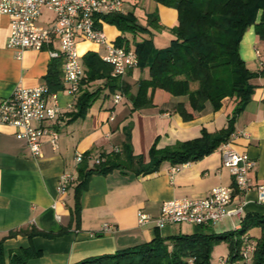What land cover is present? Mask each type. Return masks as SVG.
<instances>
[{"label": "crops", "instance_id": "0c3cea01", "mask_svg": "<svg viewBox=\"0 0 264 264\" xmlns=\"http://www.w3.org/2000/svg\"><path fill=\"white\" fill-rule=\"evenodd\" d=\"M139 3L143 15H156L166 27L176 23V9L154 0H124L123 11L136 12ZM105 25L107 38L114 41L119 30L112 24ZM8 33L9 17L0 13V98L9 95L17 85L46 84L45 75L52 60L48 49L58 48V42L54 41L40 50L24 49L17 57L15 51L6 45ZM77 49L82 59L87 51L100 56L104 46L78 38ZM239 53L246 66L258 73L250 80L254 85L250 100L235 115L233 132L236 136L230 138L235 150L247 153L254 161L249 172L251 189L241 193L234 191L228 205L232 208L242 202L239 215L227 216L208 227L187 222L158 227L153 222L140 225L136 220V212L140 209L151 215L158 214L163 200L202 197L216 185L232 186V175L222 164L217 147L196 160L177 164L163 161L157 170L149 173L138 172L136 165L128 164L106 174H93L80 193L78 216L75 217L72 210L76 179L63 194L58 192L57 182L65 171L73 172L77 178L76 152H108L115 146L121 150L126 139L124 129L131 124L132 154H141L142 161L147 162L148 150L157 136V147L161 148L177 140L197 137L202 128L214 132L226 127L234 100L224 97L216 110L206 102L198 116L183 120L173 108L185 99L184 96H170L166 101L156 99L154 106L131 111L130 101L124 94L118 103H113L112 94L106 95L104 89L83 116L68 120L65 114L74 110L79 92L72 95L62 84L61 88L54 90L64 112L54 123L59 134L56 148H52L44 136L41 155L33 157L24 140L15 136L14 128L0 122V246L3 264H12V255L16 253L25 256L24 264H72L86 257L110 254L149 241L155 236L223 234L238 229L247 215L264 216V203L257 200L256 191V186L264 184V74L259 73L264 68V39L257 36L253 25L243 33ZM141 76H147V69L134 67L120 79L130 85V93H133L136 80ZM93 83L87 85L88 89ZM172 165L179 168L170 176ZM103 223H109L112 228L102 231ZM19 228L36 229L48 235L17 233L7 236L9 231ZM245 235L256 240L260 228L251 227ZM224 257L227 255L219 257L220 264Z\"/></svg>", "mask_w": 264, "mask_h": 264}, {"label": "trees", "instance_id": "16d2710c", "mask_svg": "<svg viewBox=\"0 0 264 264\" xmlns=\"http://www.w3.org/2000/svg\"><path fill=\"white\" fill-rule=\"evenodd\" d=\"M177 11V21L170 27L161 24L154 14H148L146 24L138 22L132 10L102 14L106 23L114 25L120 32L114 44L131 48L137 56L140 70L147 69L146 77L136 80V89L130 93V85L122 83L119 76H111V64L93 51L82 55L84 76L76 96L74 110L66 112L68 120L83 116L91 102L100 93L106 95L119 91L130 101L131 111L151 107L156 99L166 101L170 96H184L174 105L183 120L195 118L210 102L216 110L222 99L234 100L231 116L226 127L214 132L202 128L200 135L187 140H177L170 145L157 147L155 137L149 150V160L133 155L128 148L129 133L126 134L121 150L100 151L102 158L89 163L87 154L77 166V178L73 184L74 216H78L79 196L93 174H106L119 168L136 165L137 171L149 173L159 168L163 161L171 164L196 160L214 151L230 138L234 131L235 115L250 100L254 85L250 82L257 72L251 71L241 58L239 43L246 29L253 25L255 33L264 39V0H154ZM167 29L171 35L169 44L157 47L153 41V30ZM62 59L52 58L45 75L50 91L62 87ZM128 69V72H130ZM264 74V68L259 71ZM102 81L94 89L87 85ZM91 85V84H90ZM129 164V165H128ZM260 228L255 240L250 264H264V216H245L240 227L223 234H179L153 239L110 254L86 257L72 264H210L212 247L225 240L228 245V264H244L240 250L243 234L251 227ZM24 233L48 235L36 229L19 228L7 236ZM25 256L13 254L12 264H24ZM18 259V260H17ZM17 260V261H16ZM0 264L2 249L0 246ZM11 264V263H10Z\"/></svg>", "mask_w": 264, "mask_h": 264}, {"label": "built area", "instance_id": "2783aa9c", "mask_svg": "<svg viewBox=\"0 0 264 264\" xmlns=\"http://www.w3.org/2000/svg\"><path fill=\"white\" fill-rule=\"evenodd\" d=\"M44 7L51 10L53 15L46 24H41L39 18ZM123 10L124 0H0V13L9 17L7 47L13 49L19 57L24 49L40 50L46 44L57 41L58 48H49L48 53L51 58L61 57L63 88L72 95L79 92L84 76V66L77 49L78 38L103 44L104 51L100 57L111 64V76L121 77L129 68L136 67L137 56L134 50L115 45L113 40L107 38L103 28L105 20L102 14ZM255 51L259 53L257 49ZM121 99V92L112 93L113 103ZM63 115L57 102V91H50L45 83L35 86L17 85L9 95L0 98V122L14 128L15 136L24 140L33 157L41 155L44 136L52 148L57 147L59 134L54 123ZM235 136L233 132L230 138ZM230 138L219 145V150L222 164L232 175V186L216 185L209 194L202 197L182 196L163 200L156 215L137 210V223L153 222L161 227L168 223L187 222L208 227L227 216L239 215L242 202L232 208H228V205L234 191L241 193L251 189L249 172L254 161L247 153L235 150ZM112 149L120 150L118 146ZM83 157V152H76L74 160L79 163ZM101 159L96 152L87 154L90 163H97ZM178 168V165H172L170 176ZM75 179L73 172H63L57 182L58 192L65 193ZM256 191L257 200L264 203V184L256 186ZM111 228L109 223H103L101 229L106 231ZM255 245L254 239L243 236L240 254L244 264L250 262ZM221 262L228 264L227 257L221 258Z\"/></svg>", "mask_w": 264, "mask_h": 264}, {"label": "rangeland", "instance_id": "374dc122", "mask_svg": "<svg viewBox=\"0 0 264 264\" xmlns=\"http://www.w3.org/2000/svg\"><path fill=\"white\" fill-rule=\"evenodd\" d=\"M142 7V4L139 3V5L136 7V12L135 15L137 16V19H138V22L142 25H145L146 24V19H147V15L149 14H145L143 15L142 12L143 9L140 11L139 8ZM41 15H40V18H39V23L41 24H46L47 23V19H49L50 16L53 15V12L47 8H43L42 11H41ZM151 14V13H150ZM106 24V23H105ZM103 26L104 30H105V25ZM153 35V41H154V44L157 46V47H165L166 45L169 44V41H170V38H171V35L170 33L168 32L167 29H162L160 31H157V30H153L152 31ZM102 81H96L94 82L90 87V89H94L97 85L101 84ZM138 110V109H137ZM134 111V110H133ZM131 124L127 125L126 128L124 129V133H129L131 132ZM128 148L131 150V143H130V140L128 142ZM138 155H141V154H138ZM229 253V249H228V245L227 243L224 244V243H216L213 247H212V250H211V254H210V264H220L219 262V257L220 256H225ZM247 264H250V262H248Z\"/></svg>", "mask_w": 264, "mask_h": 264}]
</instances>
